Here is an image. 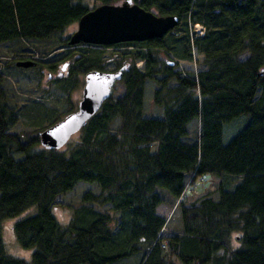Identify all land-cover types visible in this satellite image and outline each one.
<instances>
[{"label": "trees", "instance_id": "16d2710c", "mask_svg": "<svg viewBox=\"0 0 264 264\" xmlns=\"http://www.w3.org/2000/svg\"><path fill=\"white\" fill-rule=\"evenodd\" d=\"M132 1L179 21L161 37L69 44L63 32L90 8L84 0H0V43L55 39L77 47V55L63 56H73L64 90L89 71H121L57 147L12 131L15 111L0 95V264H111L132 254H140L136 264H264V0ZM195 22L204 34L190 33ZM130 45L134 50L116 49ZM107 47L116 49L113 69L106 68ZM160 49L194 62L200 54L203 66L176 68L178 58L162 59ZM148 79L161 110L144 107ZM76 109L68 102L65 115L44 128ZM245 113L248 122L224 142V124ZM202 173L206 179L195 180ZM212 179L217 197L209 187L188 200L189 180L194 187ZM78 180L100 190L84 191L62 224L52 204ZM160 203L171 206L169 215L157 211ZM30 205L37 210L13 225L18 242L33 249L25 259L6 252L1 221Z\"/></svg>", "mask_w": 264, "mask_h": 264}, {"label": "rangeland", "instance_id": "374dc122", "mask_svg": "<svg viewBox=\"0 0 264 264\" xmlns=\"http://www.w3.org/2000/svg\"><path fill=\"white\" fill-rule=\"evenodd\" d=\"M88 6L92 7L98 4L97 0H84ZM77 27V22L70 23L66 26L63 36L68 37L69 34ZM136 45V44H135ZM26 47L24 49V47ZM133 46V47H132ZM116 48L119 50H134V45ZM23 48V49H21ZM76 48V49H75ZM142 47L138 45V49ZM113 47L105 48V55L107 57L106 68L113 69L114 62L111 57L112 50H116ZM70 50L77 55V47H60L55 39L51 40H35L33 42L20 41V42H2L0 43V95L4 100L6 106L15 111V122L10 127L12 131L18 132L22 138H27L32 135L39 134L44 127L54 119V116H63L66 113L67 103L70 102L74 108L79 107V102L82 98L83 85L85 82V74L80 75V80L73 89L64 90L61 87V78L65 77L69 73L68 64L64 68H61L64 62L70 61L73 56L63 58ZM130 51V52H131ZM157 53L162 59L176 58L173 52L168 53L165 50H158ZM116 54H119L118 51ZM22 56L27 58L36 59V64L32 66H18L16 60L22 59ZM113 56V55H112ZM242 57L245 54L241 55ZM195 62L193 59H181L178 58L176 68H183L197 70L202 67L201 55L194 54ZM118 58V57H116ZM129 61V60H127ZM135 65L138 67L143 66V59H136ZM114 93L119 94L123 87L120 82L115 83ZM155 83L151 80H146L144 90V107L152 109L154 111L161 110V106L153 102V89ZM53 112V113H50ZM50 115V116H47ZM249 120L248 114H241L230 122H227L223 126L222 139L227 142L232 135L239 131ZM118 121H116L115 125ZM188 127L191 131V138L197 133V123L195 119H192L188 123ZM201 181V180H200ZM198 181V182H200ZM215 184V179L206 180L197 185V191L191 190L188 200L198 196L201 190L207 188L212 189ZM203 188V189H202ZM91 190L98 192L99 186L94 181L78 180L72 189L65 193H61L56 197V200L52 204V212L62 224L69 221L72 217L76 207L81 203V197L84 191ZM214 197H217V193L214 189L210 190ZM109 205H103L107 208ZM167 211L161 213L163 215H169L171 206L165 205ZM99 208V206H97ZM37 210L36 205H30L21 212L5 217L1 221V233L5 242L6 252L20 256L25 259H29L31 256L32 248L22 246L14 233V222ZM239 232H233L231 234L232 246L238 244L237 234ZM140 258V254H132L125 258H122L111 264H136Z\"/></svg>", "mask_w": 264, "mask_h": 264}, {"label": "water", "instance_id": "95a60500", "mask_svg": "<svg viewBox=\"0 0 264 264\" xmlns=\"http://www.w3.org/2000/svg\"><path fill=\"white\" fill-rule=\"evenodd\" d=\"M179 21L176 14H157L132 0L119 3H98L77 20V27L69 34L68 43L114 44L122 41L146 40L161 37ZM18 66H32L31 58L16 60ZM66 66V62L62 67ZM121 71H89L85 74L79 107L58 122L40 132V141L51 146L62 145L69 135L100 105L109 93L111 83ZM264 74V67L258 72Z\"/></svg>", "mask_w": 264, "mask_h": 264}, {"label": "built area", "instance_id": "2783aa9c", "mask_svg": "<svg viewBox=\"0 0 264 264\" xmlns=\"http://www.w3.org/2000/svg\"><path fill=\"white\" fill-rule=\"evenodd\" d=\"M204 32H205V27L202 23L195 22L192 25H190V33L191 34L202 35V34H204ZM193 174L194 173H192V176H193ZM206 177H207L206 173L198 174L195 176V180H197V181L204 180V179H206ZM186 190H188V191L195 190L196 191V185L194 187H191L190 180H189L187 185H186Z\"/></svg>", "mask_w": 264, "mask_h": 264}, {"label": "crops", "instance_id": "0c3cea01", "mask_svg": "<svg viewBox=\"0 0 264 264\" xmlns=\"http://www.w3.org/2000/svg\"><path fill=\"white\" fill-rule=\"evenodd\" d=\"M163 204L165 205V203H160V204L157 206V211H158L159 213H162L163 210H164V211H167V208H166L165 206H163Z\"/></svg>", "mask_w": 264, "mask_h": 264}, {"label": "flooded vegetation", "instance_id": "af4514ba", "mask_svg": "<svg viewBox=\"0 0 264 264\" xmlns=\"http://www.w3.org/2000/svg\"><path fill=\"white\" fill-rule=\"evenodd\" d=\"M61 68H63V67H61Z\"/></svg>", "mask_w": 264, "mask_h": 264}]
</instances>
